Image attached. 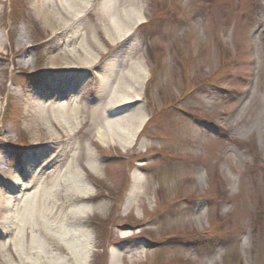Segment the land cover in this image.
<instances>
[{
    "label": "rangeland",
    "instance_id": "1",
    "mask_svg": "<svg viewBox=\"0 0 264 264\" xmlns=\"http://www.w3.org/2000/svg\"><path fill=\"white\" fill-rule=\"evenodd\" d=\"M124 2L91 0L71 38L45 29L33 0H0V179L36 147L32 96L72 85L74 131L61 148L100 198L84 222L89 264H264V0H139L145 23L109 44L101 10ZM81 40L99 54L92 68L46 71ZM129 60L150 75L136 108L148 121L124 152L96 141L90 111L98 77Z\"/></svg>",
    "mask_w": 264,
    "mask_h": 264
},
{
    "label": "bare ground",
    "instance_id": "2",
    "mask_svg": "<svg viewBox=\"0 0 264 264\" xmlns=\"http://www.w3.org/2000/svg\"><path fill=\"white\" fill-rule=\"evenodd\" d=\"M138 1L125 0L119 6L101 10L102 33L109 44L131 36L145 23L144 9ZM90 3L91 0H33L35 16L42 26L52 31L65 29L69 32L65 36L71 38L76 35L70 32L71 27L79 24V17L86 13ZM25 44L22 39L17 40L18 67L28 61ZM98 57V52L88 49L84 40L75 41L47 59L44 67L48 72L89 70ZM110 71L98 77L90 111L91 126L101 146L109 149L117 145L126 152L148 121V116L137 114L136 108L150 75L144 66L132 60L121 69ZM79 94L72 85L63 84L56 86L49 97L34 94L30 99V117L37 122L33 138L36 147L26 153L25 167L11 166L0 179V264L90 262L92 245L83 228L91 211L88 205L100 198L92 195L78 171L72 147L61 148L65 137L74 131V122L68 118L75 111L70 101ZM51 100L54 103L49 105ZM41 141L47 143L42 145ZM87 155L94 157L92 152ZM142 178L138 172L133 174L129 199L139 194ZM129 236L121 234L122 239Z\"/></svg>",
    "mask_w": 264,
    "mask_h": 264
},
{
    "label": "trees",
    "instance_id": "3",
    "mask_svg": "<svg viewBox=\"0 0 264 264\" xmlns=\"http://www.w3.org/2000/svg\"><path fill=\"white\" fill-rule=\"evenodd\" d=\"M11 114V107L10 106H7V109L5 111V117H9Z\"/></svg>",
    "mask_w": 264,
    "mask_h": 264
}]
</instances>
